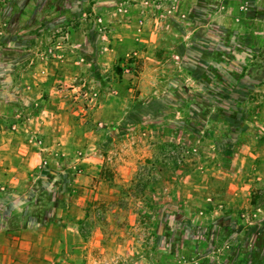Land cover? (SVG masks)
<instances>
[{
  "label": "rangeland",
  "instance_id": "obj_1",
  "mask_svg": "<svg viewBox=\"0 0 264 264\" xmlns=\"http://www.w3.org/2000/svg\"><path fill=\"white\" fill-rule=\"evenodd\" d=\"M63 4L0 0V133L39 152L0 215L70 226L32 264L264 255V0Z\"/></svg>",
  "mask_w": 264,
  "mask_h": 264
},
{
  "label": "crops",
  "instance_id": "obj_2",
  "mask_svg": "<svg viewBox=\"0 0 264 264\" xmlns=\"http://www.w3.org/2000/svg\"><path fill=\"white\" fill-rule=\"evenodd\" d=\"M231 63L238 66L234 61ZM1 133L3 135L0 137V186H22L33 175L39 152L24 142L21 133L16 134L8 130ZM51 133L53 132L47 126L45 134L52 140L50 145L57 140L51 138ZM9 214L10 211L6 210L0 215V264H32L40 253L50 255V246L59 243L63 245L65 228H70L64 223L65 220L54 219V223L33 222L32 217L28 218V222L9 224L7 221ZM44 218L53 220V216Z\"/></svg>",
  "mask_w": 264,
  "mask_h": 264
},
{
  "label": "trees",
  "instance_id": "obj_3",
  "mask_svg": "<svg viewBox=\"0 0 264 264\" xmlns=\"http://www.w3.org/2000/svg\"><path fill=\"white\" fill-rule=\"evenodd\" d=\"M78 1V0H77ZM76 2V0H64V3L65 4H63L62 6H61V8H63V9H70V8H72L73 6H75V5H77V4H74ZM257 14H259V15H262L263 16V13H261V12H257ZM215 31H217L218 32V35L219 34H225V35H227V36H230V33H231V31H227V29L226 28H224V27H217V29L215 30ZM15 32H16V30H15ZM13 31L12 32H8V34H7V36H6V38L5 39H7L9 36L11 37L12 35H13ZM247 36L248 37H251L252 36V34L251 33H248L247 34ZM220 37V36H219ZM259 38V37H258ZM9 39V38H8ZM12 41L14 40V39H11ZM263 43H264V41L263 40H261ZM2 43V42H1ZM259 48L261 49V52H260V54H261V56H260V58H261V60H263L264 61V44H262L261 46H259ZM237 65H238V63H237ZM261 67L263 68V71L261 72V75L263 76V74H264V65H261ZM238 68V67H237ZM257 68V67H256ZM230 69V75H231V69L232 68H229ZM234 69H236V67L234 68ZM253 70H255V68H254V66H252V65H248V67L247 66H243L242 68H241V70H240V74H239V77H236L235 78V80L237 81V80H239L240 79V77H243L244 75L246 76V77H249V76H251V75H253V73H254V71ZM247 72H249V74L247 73ZM245 73H247V74H245ZM244 76V77H245ZM262 76H261V78H257V79H254L253 80V83H251V85L253 84L254 85V83L255 82H262ZM225 86L227 87H232V86H236V82L233 84L232 82H227V81H225ZM250 256H249V258H248V260H246V261H248V263L249 264H256V263H260V264H264V255L262 254L261 255V253L260 252H258V251H256V252H251L250 254H249Z\"/></svg>",
  "mask_w": 264,
  "mask_h": 264
}]
</instances>
